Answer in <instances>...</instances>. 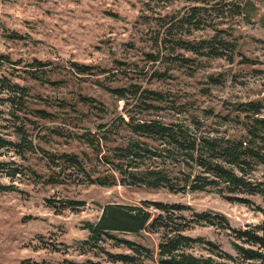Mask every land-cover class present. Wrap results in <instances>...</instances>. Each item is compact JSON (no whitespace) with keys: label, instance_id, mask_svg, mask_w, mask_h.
I'll use <instances>...</instances> for the list:
<instances>
[{"label":"rangeland","instance_id":"rangeland-1","mask_svg":"<svg viewBox=\"0 0 264 264\" xmlns=\"http://www.w3.org/2000/svg\"><path fill=\"white\" fill-rule=\"evenodd\" d=\"M229 1L0 0V145L9 143L0 147V264H126L110 255L157 264L161 232L89 240L87 224L97 223L108 204L152 214L147 203L179 204L188 218L209 213L214 226L191 224L184 234L232 255L216 214L233 228L264 223L260 212L224 199L264 208L259 196L176 190L182 172L195 176L198 168L134 127L154 121L187 139L236 138L248 103L259 102L264 117V0H234L241 16L228 10ZM184 15L189 21L177 24ZM178 39H213L220 56L183 50ZM8 84L18 87L8 92ZM69 154L84 172L63 162ZM149 170L175 189L139 182ZM68 201L81 206L64 208ZM119 240L149 249L152 258ZM194 252L203 250L197 245Z\"/></svg>","mask_w":264,"mask_h":264},{"label":"trees","instance_id":"trees-1","mask_svg":"<svg viewBox=\"0 0 264 264\" xmlns=\"http://www.w3.org/2000/svg\"><path fill=\"white\" fill-rule=\"evenodd\" d=\"M229 1V0H227ZM228 10L233 15L241 16L243 6L237 1L230 0L227 5ZM189 17L184 15L178 19L177 24H186ZM171 27H168L164 34V40L169 36ZM214 39V38H213ZM213 39H203L191 43L189 40L178 39L181 49L194 52L195 54H207L212 57H219L220 54L214 51ZM226 45L227 43H222ZM158 61L157 57L152 59ZM40 66V61H35ZM82 71L87 70L82 66ZM32 78L39 80L35 74ZM3 86V85H2ZM4 90L17 88L18 85L8 84ZM119 91V90H118ZM117 91V92H118ZM124 99L123 95H119ZM13 102L12 99H9ZM249 107L247 115H243V134L236 137H193L187 139L186 133L175 130L171 126L157 122L143 123L138 122L134 125L135 129L142 134H147L159 140L164 146L162 151L170 152L175 150L180 153L181 164L190 166L193 163L199 172L195 176L182 172L185 176L182 186L176 190L185 191H205L207 189H216L221 196L223 194L235 195L242 194L247 196H259L264 201V117L261 116V104L259 102H250L246 105ZM244 114V113H243ZM24 141V138L22 139ZM9 143H2L4 147ZM128 155L133 149L132 146L125 148ZM153 157L158 155L152 154ZM63 162L69 163L81 172L83 171L80 158L76 155L69 154L62 156ZM3 164L0 163V168ZM261 171V172H260ZM256 173L259 176L255 177ZM136 175V174H135ZM50 184L51 177L48 179ZM139 182H142L150 188L170 185L167 176L159 171H146L141 175ZM104 184V183H102ZM173 185L168 188L171 190ZM225 200L244 204L248 208L260 212L264 215V208L254 206L250 200H241L236 197H224ZM150 204V205H149ZM153 206L157 214H152L149 209L139 207H126L123 205L108 204L104 206L102 216L95 224H87L89 240L98 243L104 240V237L117 240L112 232H127L138 234L141 231L161 232L162 237L158 244L157 264H264V223L248 224L242 228H233L226 217L216 214L215 217L221 221L220 226L230 234L231 246L234 255L224 251L221 246L212 241L205 240L202 237L192 238L184 234L191 226L205 222L214 226L209 219V213L193 212L188 218L184 215L187 207L179 204L164 203H147ZM75 206H81L80 202L68 201L64 208L74 209ZM130 250L141 254L146 259L152 258L149 249L136 245L130 241L119 240ZM201 246L203 253L196 255L195 246ZM126 264H133V257L130 256H113Z\"/></svg>","mask_w":264,"mask_h":264}]
</instances>
